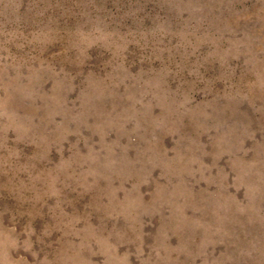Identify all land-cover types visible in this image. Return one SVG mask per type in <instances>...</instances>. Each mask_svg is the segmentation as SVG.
Returning <instances> with one entry per match:
<instances>
[{
    "label": "rangeland",
    "instance_id": "rangeland-1",
    "mask_svg": "<svg viewBox=\"0 0 264 264\" xmlns=\"http://www.w3.org/2000/svg\"><path fill=\"white\" fill-rule=\"evenodd\" d=\"M0 264H264V0H0Z\"/></svg>",
    "mask_w": 264,
    "mask_h": 264
}]
</instances>
